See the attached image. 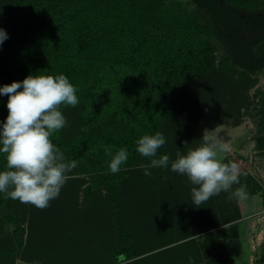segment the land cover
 Returning <instances> with one entry per match:
<instances>
[{"label": "trees", "instance_id": "obj_1", "mask_svg": "<svg viewBox=\"0 0 264 264\" xmlns=\"http://www.w3.org/2000/svg\"><path fill=\"white\" fill-rule=\"evenodd\" d=\"M257 11L264 12V0H0V28L8 36L0 45V87L22 81L29 74L66 75L77 88L79 103L76 107L62 106L67 124L51 139L67 161H77V171L91 172L83 190L86 206L82 208L72 182H67L59 197L43 210L0 193V236L9 233H5L6 223L15 224L7 243L9 251L0 256L10 259L23 249L26 218L32 232L37 234L38 225L33 224L31 212L44 215L46 225L60 221L62 213L75 214L78 222L87 223V229L79 234L83 236L93 233L94 229L89 227L91 213L112 212L117 228L116 246H112V240L104 245L102 264H118L117 256L121 254L125 258L121 264H197L191 246L193 238L168 246L173 253L171 259L164 258L166 250L157 257H137L124 223L127 204L124 196L127 194L129 199L136 196L134 184L140 181L142 165H149L150 158L137 152L136 141L157 131L164 135L166 143L155 158L169 155V166L152 168L149 185L169 203L170 198L182 194L183 188L181 179L173 175L171 161L176 159L177 152L186 154L195 146L188 144L187 139H181L176 146L168 145V137L177 129V124L169 127L168 121L179 118L178 123H182V118L188 117L187 113H181L185 105L199 123L215 116L221 118L226 106L232 110L231 114L240 115V107L247 99L244 84L237 85L239 89L228 86L227 93L234 98H229L233 101L231 106L223 102L213 111L207 109L205 113H211V117L199 115L198 107L206 104L203 99L207 87L224 85L221 79L212 82L213 73L219 68L238 66V73L252 79L264 71L262 33L259 39L245 34L250 29L247 15H255ZM241 13H245L244 18ZM245 24L248 27L244 28ZM200 91L203 95H199ZM7 100L6 95H0V124L8 115ZM263 107L257 113L263 112ZM238 122L237 119L234 124ZM258 125L261 132L256 144L263 149L264 115ZM197 135L200 134L196 131ZM199 140L194 138L196 144ZM106 147L113 153L120 148L128 152L127 161L117 173L109 170ZM5 165V157L0 154V170ZM63 201L67 202V213L60 208ZM143 204L150 210L148 201H142L139 210ZM191 227L196 228V222ZM191 227L186 224L179 233L193 236L198 231ZM67 228L63 237L68 244L74 242L76 235L72 232L82 230L78 231L74 225L73 229ZM184 233L173 236L171 243ZM7 246L0 245V252ZM74 246L66 262L54 263L87 264L74 257L80 254L76 247L82 245ZM57 255L61 258L60 253Z\"/></svg>", "mask_w": 264, "mask_h": 264}, {"label": "rangeland", "instance_id": "obj_2", "mask_svg": "<svg viewBox=\"0 0 264 264\" xmlns=\"http://www.w3.org/2000/svg\"><path fill=\"white\" fill-rule=\"evenodd\" d=\"M260 48L263 49L264 44ZM238 69V66H232V68L221 67L213 73L212 82L221 79L224 85H216L211 89L212 85L209 84V89L207 87L204 93L206 98L203 99L206 104L198 107V111L199 115L203 113L202 117L209 118L211 113H205L207 109L213 111L219 103L223 102L229 103L231 106L233 101H230L229 98L231 100L234 98L231 94L229 95V92L227 93L226 88L228 86L235 88L237 85L242 87V84H244L247 86V99H245V104L240 107V115L238 113L231 114L232 110L226 106L227 111L220 112L221 115L225 112L221 118L215 116L217 118L214 117L199 123L191 115L190 108L185 105L181 113L182 115L187 113L188 117L184 116L187 120L178 116L183 119L182 123H178L179 118L177 121L175 119L168 121L169 127L177 124L175 132L168 137V145H179L181 139H187L188 144L198 147L201 142L196 144L194 138L196 140L200 138L199 141H201L205 130H211V135L221 140L228 147V151L219 153V158L224 163L233 162L239 166L241 172L240 184L233 185V190L245 185L247 199L238 200L232 197L230 192L222 191L219 195L211 197L197 208L193 204L191 196V188L194 185L190 183L186 176L173 172V175L179 177L182 181L183 188L180 189L182 194L173 196L172 199L170 198V202L167 203L168 199L161 196L162 194H157V189L153 191V187L149 185L150 175H145V170L147 168V171L151 172L152 168L143 165L144 171L140 173V181L133 183L136 196L133 199H129L127 194L124 196L125 201H127L126 210H124V216H126L124 223L131 234V244L138 253L137 257L147 255L157 257L158 253L166 250L164 258L171 259L173 253L168 250V246L193 238L194 243L191 246L197 264H264V172H262L264 163L263 159H260L257 153L254 152L257 146L254 140L261 132L258 122L264 115V111L259 113L256 111L264 105V73H260L252 79L243 72L242 74L238 73ZM192 89L190 88V90ZM199 95H203L202 91L199 92ZM237 119L238 124H234ZM196 131L200 134L199 136H195ZM90 173L79 172L75 168L68 173L66 183L60 191V193L63 192L67 182L74 183V189L78 196L77 203H80V208L86 206L83 200V190L90 181ZM246 176H251L252 179L247 180ZM245 178L247 182H245ZM145 179L148 183H144ZM133 180L131 181L133 182ZM188 188L190 190L186 191ZM127 191L129 190L127 189ZM154 192L155 196H152ZM130 201L132 202L128 203ZM142 201H148L150 210L145 208L147 206L144 207V204L139 210ZM66 207L67 202L63 201L60 208L67 213ZM88 208L91 209L90 204ZM95 209L97 211L98 208ZM129 211L128 216L127 212ZM30 214L33 217V224L38 225L37 234L36 231L32 232L30 220L26 218L24 220L26 230L23 249L10 259L8 257L7 259L6 257L3 258L2 256L8 250L7 243L11 239L10 232L15 227L13 222L6 223L5 233H9L0 236V245L7 246V249L3 253L0 252V255H2L0 256V264H55L54 262L59 260L66 262L70 256L69 254L75 250L74 245H82L79 248L76 247V249H79L77 251H80L78 252L80 253L79 256L78 254L74 256L77 257V261L83 259L82 261L87 262V264H102L101 257L105 248L104 245L112 240V246H116L114 241L117 228L112 212L103 215L97 212L95 214L91 213L89 227L92 226L91 228L94 230H92L91 236H89V232L86 233L88 238L79 235L83 233V229H87V223L85 221L83 223L78 222L74 217L75 214L65 215L62 213L60 221H53L52 224L49 222L47 225L45 224L44 215L32 214V212ZM195 222L196 228L191 227L195 225ZM186 224L192 230L197 229L198 232L189 237L182 232L184 234L180 236L179 240L171 243V238L182 234L179 233L182 231L180 229ZM72 225L78 231L82 230V232L73 231V235H76L74 238L76 244L73 240L67 244L63 235L67 233V226L72 228ZM218 235L222 237L217 238ZM69 244L74 245L72 247ZM59 253L61 258L57 255Z\"/></svg>", "mask_w": 264, "mask_h": 264}, {"label": "clouds", "instance_id": "obj_3", "mask_svg": "<svg viewBox=\"0 0 264 264\" xmlns=\"http://www.w3.org/2000/svg\"><path fill=\"white\" fill-rule=\"evenodd\" d=\"M7 38L6 31L0 28V45ZM76 93L77 88L64 74H29L22 81L0 87V95L8 97V115L0 124V154L6 161L4 170H0V193L5 198L43 210L59 197L68 173L77 167V161H67L51 137L67 124L62 106L78 105ZM165 143L166 139L159 131L154 135H143L136 141L137 152L150 158L147 167L169 166V155L155 158ZM104 151L110 157V172L120 171L128 159L127 150L120 148L113 153L106 147ZM226 151L227 145L211 135V130H205L198 147L189 149L186 154L177 152L176 159L171 161V170L186 176L194 185L191 196L197 208L222 191L230 192L238 200L247 199L245 185L233 190V185L240 184L241 172L236 163H224L219 158V153ZM145 175H151L147 168ZM124 259L123 254L117 256L118 264Z\"/></svg>", "mask_w": 264, "mask_h": 264}, {"label": "flooded vegetation", "instance_id": "obj_4", "mask_svg": "<svg viewBox=\"0 0 264 264\" xmlns=\"http://www.w3.org/2000/svg\"><path fill=\"white\" fill-rule=\"evenodd\" d=\"M241 17L244 18L245 13H241ZM247 18L249 19L250 29L247 30L245 34L247 36H250L251 34L254 39H259L261 38L260 35L262 33V36L264 37V21L259 23V20H264V12L262 13L261 11H257L255 15L248 14ZM246 24L243 26L244 28L248 27ZM262 44H264V40L261 41V45ZM261 73H264V71H262Z\"/></svg>", "mask_w": 264, "mask_h": 264}, {"label": "crops", "instance_id": "obj_5", "mask_svg": "<svg viewBox=\"0 0 264 264\" xmlns=\"http://www.w3.org/2000/svg\"><path fill=\"white\" fill-rule=\"evenodd\" d=\"M254 141H256V140H254ZM254 152L257 153V156L260 159H263V163H264V148L263 149H259L258 146H256ZM262 172H264V168L262 169Z\"/></svg>", "mask_w": 264, "mask_h": 264}]
</instances>
